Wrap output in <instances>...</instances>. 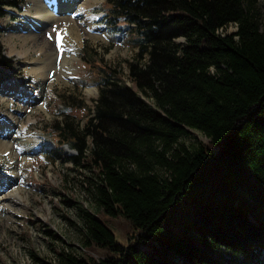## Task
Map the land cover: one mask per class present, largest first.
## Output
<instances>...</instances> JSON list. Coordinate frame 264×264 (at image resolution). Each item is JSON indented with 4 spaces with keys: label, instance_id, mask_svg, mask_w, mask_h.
Returning a JSON list of instances; mask_svg holds the SVG:
<instances>
[{
    "label": "trees",
    "instance_id": "16d2710c",
    "mask_svg": "<svg viewBox=\"0 0 264 264\" xmlns=\"http://www.w3.org/2000/svg\"><path fill=\"white\" fill-rule=\"evenodd\" d=\"M22 3L0 0V23L5 6ZM101 8L110 29L137 41L130 84L102 67L93 113L82 122L64 113L50 132L76 150L65 160L94 171L93 205L132 232L120 244L81 209L83 254L56 250L55 261L36 264H264V29L252 1L104 0ZM229 24L236 29L226 32ZM12 64L0 41V70ZM191 129L209 146L181 143Z\"/></svg>",
    "mask_w": 264,
    "mask_h": 264
},
{
    "label": "rangeland",
    "instance_id": "374dc122",
    "mask_svg": "<svg viewBox=\"0 0 264 264\" xmlns=\"http://www.w3.org/2000/svg\"><path fill=\"white\" fill-rule=\"evenodd\" d=\"M37 1L23 0L24 15L14 14L16 8L9 6L14 13H7L0 23L3 53L12 58L15 68L10 78L18 84L34 81L42 89L39 101L43 104L33 102L25 108H13L19 110L17 115L9 114L13 130L0 136L10 144L6 150L0 149V183L18 186L23 202L20 207L12 205L16 210L0 207V264H36L40 258L55 261L56 250L61 249L82 255L81 209L96 214L120 244H127L132 232L124 217L109 216L93 205L94 171L65 160L64 152L74 154L76 150L67 143L56 148L60 145L50 132V124L64 113L80 122L93 113L99 91L97 75L102 67L116 69L121 76L118 81L130 84L128 63L137 51V41L125 28L120 32L110 30L100 6L104 0H50L52 7ZM251 1L264 29V0ZM70 2V9H66ZM59 4L63 6L56 9ZM37 14L38 23L28 27ZM235 29L229 24L226 32ZM59 31L63 33V51L57 50L54 38ZM68 46L72 51L66 50ZM60 52L65 53L64 62ZM93 60L98 62L91 64ZM143 98L151 103L148 96ZM8 102L9 97L0 94V110L5 111ZM191 133L180 142L187 147L197 145V141L209 146V138L201 131L191 129ZM12 170L17 177L11 180L5 172ZM95 251V255L106 253L103 248Z\"/></svg>",
    "mask_w": 264,
    "mask_h": 264
},
{
    "label": "bare ground",
    "instance_id": "6f19581e",
    "mask_svg": "<svg viewBox=\"0 0 264 264\" xmlns=\"http://www.w3.org/2000/svg\"><path fill=\"white\" fill-rule=\"evenodd\" d=\"M37 1V0H36ZM58 1V0H56ZM37 3V7L40 8V5L41 3L40 2H36ZM40 3V4H39ZM43 3V2H42ZM43 5V4H42ZM45 5V4H44ZM71 2L68 3V7L66 9H70L69 7L71 6ZM36 6V5H35ZM61 6H63L62 4H59L57 8H60ZM36 7V9H37ZM43 7V6H41ZM43 9V8H42ZM47 9V8H46ZM46 11V10H44ZM34 19H32L29 24H28V27L30 26H35L37 23H38V19L40 18V16L37 14L35 16H33ZM30 25V26H29ZM63 31V30H62ZM34 34V33H33ZM63 34V33H61ZM32 35V34H30ZM63 36V35H62ZM24 38V37H23ZM27 38V37H26ZM26 38H24L26 40ZM65 38V37H63ZM66 39V38H65ZM45 41V40H44ZM61 41H63L61 39ZM48 44V43H47ZM60 56L61 58L63 59L62 61L64 62L65 59H66V56H65V53L64 52H60ZM58 54V53H57ZM67 61V60H66ZM64 65V64H63ZM71 65V64H70ZM41 106L43 104H41V102L39 103ZM39 105V107H40ZM10 118L7 117V118H4L1 120L0 118V125L2 124L1 122L4 121V122H8ZM10 146V144H8L7 140H0V149L2 150H6L8 147ZM22 146H20L21 148ZM22 149V148H21ZM22 157V156H21ZM7 176L11 179H15L17 177V174L12 170V173L10 171L7 172ZM11 179V180H12ZM15 185V184H14ZM9 186L10 187H13V184L12 183H0V207H10L11 209H14L16 210V208H13L12 205H17L18 207H20V204H22V195L20 194L19 192V187L18 186H15L13 187L12 190L9 189ZM7 192H4L5 190H7Z\"/></svg>",
    "mask_w": 264,
    "mask_h": 264
},
{
    "label": "snow or ice",
    "instance_id": "6c2138e0",
    "mask_svg": "<svg viewBox=\"0 0 264 264\" xmlns=\"http://www.w3.org/2000/svg\"><path fill=\"white\" fill-rule=\"evenodd\" d=\"M58 43H59V41H58Z\"/></svg>",
    "mask_w": 264,
    "mask_h": 264
}]
</instances>
